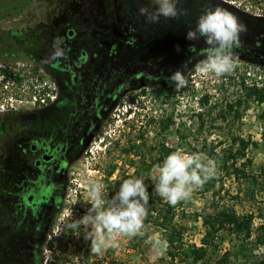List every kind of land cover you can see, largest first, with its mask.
<instances>
[{"label":"rangeland","instance_id":"rangeland-1","mask_svg":"<svg viewBox=\"0 0 264 264\" xmlns=\"http://www.w3.org/2000/svg\"><path fill=\"white\" fill-rule=\"evenodd\" d=\"M146 4L147 0H0V47L3 61L24 69L26 74L21 86L13 84L9 79L5 81L3 76H0V124L6 118L2 111H11L7 115L9 121L6 120V125L12 127L14 116L25 114L35 101L45 96L39 98L38 94L41 93L39 85L36 84L38 74L33 75L34 66L39 68L38 73L47 76L46 82L50 88L51 79H54L57 73L62 74L61 68L69 65L71 61L86 56L91 60L85 62L88 66H93L90 64L102 56L99 54L101 51L109 48L108 42L113 41L115 35L124 37L118 35L117 28L122 31L124 28L140 30L143 34L162 28L165 41L161 51L178 56L181 51L187 53L189 46L205 45L203 38L198 41L187 40L186 32L195 27L197 18L205 8L221 7L246 26V31L240 34V46L235 49L242 50L245 47L243 51L251 53L256 46L264 48V45H257L261 41L259 35L264 36V22L261 21L264 17H257L264 15V0H178V16L174 19L162 17L158 23H147L139 14L138 9ZM148 49L146 48L147 55L156 52L158 48L149 51ZM82 51L86 52L85 55H82ZM103 56L111 57L109 53ZM172 56L165 63L172 64ZM233 56L236 67L220 77L200 73L199 65L206 59L200 56L181 69L188 81L185 88L176 91L174 85L168 82L159 88L155 85L152 89L148 84L149 80H146L128 88L118 97L113 104L110 119L100 122L98 132L92 134L86 146L87 152L80 154L79 160L68 172V195L63 200L62 210L51 232L52 239L44 242L41 248V264H96L100 258H103L100 264H161L159 258L164 256V250L161 251L149 241L155 236L162 240V233L152 225L149 228L150 236L138 249L130 247L129 237L120 235L115 236V246L107 247L100 254L91 252L90 240L87 243L88 251L79 250L82 245L80 239L88 230L84 226H81L78 232L69 229L57 233L59 221L69 210V220H79L87 214L92 182L102 183L106 187V199L110 200L119 190L121 181L132 178L134 168L130 164L133 157L126 155L122 148L128 147L140 134L148 144L161 140L168 146H176L177 150L193 154L187 145L178 146L177 130H181L187 133L186 141L196 147L198 153L195 154L201 157L205 156L201 147L203 140L227 146L230 143L229 132L257 142V147L248 149V156L253 160L252 173L257 175L258 180V184L252 185L254 199L246 195L244 190L240 193V200L232 199L230 196L236 194L238 184L224 174V188L229 193H222L223 199L217 200L209 195L201 196L194 190L187 200L191 201V204H185L186 211L181 221L187 227L185 242L188 245H200L204 234L201 219L196 218L195 214L211 210L212 202L215 201H218L220 206L234 204L238 212H253L254 228L260 224L264 225V173L261 172V167L264 166V104L249 101L244 111L240 109L239 119L231 116L222 119L219 116L225 102L234 100L242 93L247 78L254 80L260 72L264 74V62L235 53ZM153 67L141 65V68L136 67L134 70L146 76L150 70L152 73ZM242 76L245 78L244 85ZM150 82L157 83L156 80ZM142 87L146 91L145 94L139 91ZM157 94H160V97H157ZM206 95L208 102L201 105L200 99ZM195 97L199 104L196 103ZM209 110L211 116L206 117L204 130L197 133L199 122L196 114ZM170 113L173 114L175 124L166 133L161 134L158 119ZM152 181L153 184L156 183L155 180ZM259 207L262 208L261 217L258 215ZM235 244L233 237H228L223 243V249L232 248ZM252 254L264 256V246L252 249ZM142 256L146 258L147 263L143 261ZM239 262L235 261L232 255L227 258L228 264Z\"/></svg>","mask_w":264,"mask_h":264},{"label":"flooded vegetation","instance_id":"flooded-vegetation-1","mask_svg":"<svg viewBox=\"0 0 264 264\" xmlns=\"http://www.w3.org/2000/svg\"><path fill=\"white\" fill-rule=\"evenodd\" d=\"M161 29L143 34L117 28L118 35L124 37L115 35L109 48L99 53L98 62L95 59L93 66H88L85 61L91 59L83 56L66 64L61 68L64 75L55 74L45 96L25 114L13 117L12 127L6 125L11 111H2L6 118L0 124V264H41V248L52 239L68 195V172L80 154L87 152L100 122L110 119L118 97L146 80L152 89L162 87L170 82L172 72L197 57H206V44L189 46L187 53L181 51L178 56L165 54ZM258 38L257 45H264V36ZM145 47L158 49L147 55ZM245 49L233 53L264 62V48L256 46L251 53ZM107 53L111 57L103 56ZM171 56L173 63H165ZM141 65L154 66L152 73L150 70L144 76L134 70ZM154 80L156 84L150 82Z\"/></svg>","mask_w":264,"mask_h":264},{"label":"trees","instance_id":"trees-1","mask_svg":"<svg viewBox=\"0 0 264 264\" xmlns=\"http://www.w3.org/2000/svg\"><path fill=\"white\" fill-rule=\"evenodd\" d=\"M24 69L16 68L6 64L2 58V50L0 47V76L6 80L9 79L13 84L22 85L25 81ZM39 68L33 67V75L38 74L37 85L41 96H44L48 85L46 77L38 73ZM56 72V70H52ZM32 75V76H33ZM31 77V76H30ZM245 78L242 76V84ZM44 83V84H42ZM33 86V83H31ZM35 91V90H34ZM36 92V91H35ZM140 93L145 94V89H141ZM160 97V94H157ZM249 101L256 102L260 105L264 104V82L260 87L253 85L251 87L243 86L242 93L234 100L225 102L223 108L220 109L219 116L226 119H239L241 116V108L244 111ZM208 102V96L200 99L201 105ZM263 113V112H262ZM198 118V130L200 133L206 126V117L211 116V112L202 111L196 114ZM264 117V113H263ZM175 124L173 114L162 116L158 119L159 132L166 133L172 125ZM179 147L187 145L191 153H198L195 146L186 141L187 133L177 130ZM230 143L221 146L222 143H213L203 140L201 144L204 163L212 161L214 165V175L205 182L201 187L195 189L201 196L209 195L212 199H223L222 193L228 194L229 191L224 188V174L237 181L238 190L235 195L230 196L232 199L240 200V193L245 191L251 199H254V189L252 185L258 184L257 175L253 174V160L248 156L250 147H257V142L251 139H244L238 135L229 132ZM264 149V142H263ZM126 155L133 157L131 166L134 168L132 178H142L146 185L149 200L147 205V216L145 219L144 236L129 237L128 242L132 249H138L144 240L150 236L149 228L152 225L161 230L162 240L167 242V248L164 249V256L159 258L161 264H228L227 258L232 255L239 264H264V256H256L252 254V249L264 246V225L260 224L254 228L253 212H238L234 204H222L218 201L212 202L211 210H203L196 213V218L201 219L204 228V234L201 238L200 245L186 244L185 233L187 227L181 221L183 213L186 211L185 204H191V201L182 200L175 206H169L166 201L162 200L154 190L152 181L153 169L156 165L162 163L164 158L173 151L177 150L175 146H168L165 141H157L155 144H148L142 134L138 138L131 141L128 147L122 148ZM264 173V166L261 167ZM111 171L108 172V175ZM254 187V186H253ZM262 208H258L259 217L262 216ZM256 230V231H255ZM228 237H233L235 245L232 248L223 249V243ZM82 245L79 250L88 251V239L83 236ZM251 248V250H250ZM145 250V249H143ZM218 252L220 254L218 255ZM143 261L147 263L146 258L142 256ZM103 258L95 262L100 264Z\"/></svg>","mask_w":264,"mask_h":264},{"label":"clouds","instance_id":"clouds-1","mask_svg":"<svg viewBox=\"0 0 264 264\" xmlns=\"http://www.w3.org/2000/svg\"><path fill=\"white\" fill-rule=\"evenodd\" d=\"M177 4L178 0H147V4L141 6L138 12L147 23H158L162 17L176 18L179 14ZM245 31L246 26L229 11L221 7L205 8L197 18L195 27L186 32L187 40L198 41L203 38L207 45L206 59L199 65L200 73L220 77L233 71L236 67L233 50L240 46V34ZM168 80L176 91L188 84L179 69L172 72ZM214 171L212 161L204 163L200 155L176 150L170 152L153 169L152 179L156 181L154 190L169 206H175L178 202L189 199L195 189L212 178ZM89 191L90 208L87 214L79 220H69V210L59 221L57 233L69 229L78 232L84 226L88 229L85 239L90 240L93 254H100L107 247L115 246V236L145 235L143 229L149 195L144 179L122 180L119 190L110 200L106 199V187L98 181L90 184ZM149 243H153L161 251L167 248V242L158 236L153 237Z\"/></svg>","mask_w":264,"mask_h":264},{"label":"built area","instance_id":"built-area-1","mask_svg":"<svg viewBox=\"0 0 264 264\" xmlns=\"http://www.w3.org/2000/svg\"><path fill=\"white\" fill-rule=\"evenodd\" d=\"M263 82H264V74L262 72H260L257 76H255L254 80H252L251 78H247L245 80V85L248 88L253 86V85L260 87ZM195 99H196V103L199 104V100H197V97H195Z\"/></svg>","mask_w":264,"mask_h":264}]
</instances>
